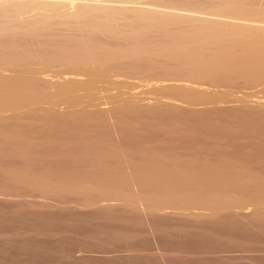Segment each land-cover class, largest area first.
I'll use <instances>...</instances> for the list:
<instances>
[{
    "label": "rangeland",
    "instance_id": "374dc122",
    "mask_svg": "<svg viewBox=\"0 0 264 264\" xmlns=\"http://www.w3.org/2000/svg\"><path fill=\"white\" fill-rule=\"evenodd\" d=\"M61 1L64 3L58 5L57 10L56 5L45 9L38 4L39 1L17 11L7 12L0 8V38L3 39V42L0 40V74L29 77L37 81L41 89L40 96L28 101L17 99V96L10 100L7 95L8 102L6 99L0 101V264H128L130 257L146 253L153 254L161 264H168L169 257L177 251L161 241L160 233L168 235L181 230L213 231V240L222 239L230 245L246 242L248 245L209 253H188L192 257L225 256L240 263L264 264V189H254L240 204L218 213L204 204L149 199L147 195L154 190L144 186L142 170L138 167L158 155L161 156L160 163L145 171H154L157 175L165 171H185L189 175V171L205 170L199 168L198 162L191 167L172 170L175 159L180 156L189 163L196 151L189 146L171 144L168 136H164L167 145H173L175 149L170 154L153 151L162 144V138L160 141L141 140L142 152L136 153L126 147L131 139H140L146 121L158 128L179 127L188 132L192 121L199 124L206 121L204 118L190 119L189 111L204 109L250 108L253 123H261L264 131V115H261L264 114V81L237 76L233 71L217 81L215 78L209 80L211 82L204 79V85L203 81L197 84L194 82L198 78L192 82L194 76L189 77V67H179L174 60L167 62L162 73L149 71L145 66L146 70L140 72L112 69L96 75H58L64 71L65 65L55 60L57 53L68 45L83 41L90 32L89 24L98 27L107 21L127 27L134 25L136 13H140L137 10L118 13L110 7L116 5L112 0ZM82 1L110 7L108 12L112 10L114 16L77 19L72 17L75 14L70 17L65 14L68 9L64 7L65 2H68L67 7L71 6L68 11L73 7L71 11L76 12ZM132 1L134 6L159 4L186 8L189 14L190 10H196L264 21L258 12L264 8V0ZM228 2H232L231 6ZM225 4L230 6L229 9ZM36 29L39 34L32 33ZM92 36L105 43H125L124 39H116L100 28ZM7 45L16 46L20 58L13 55L15 51H10ZM66 81L69 85L65 84ZM66 87L73 90L68 93ZM126 107L136 113L129 118L116 114V110ZM155 108V115H149L148 110ZM165 111L170 113L166 118L156 114ZM81 112H103L102 120L87 121L82 116L72 119L77 125L84 124L88 133L102 147H107L106 153L100 155V166L95 170L87 167L89 155L79 154L80 147L76 144L80 137L88 135L72 132L67 140L61 124L66 121L65 116L67 119ZM49 113H55L56 117L47 115ZM213 115L210 117L212 121L232 130H237L244 120L243 117ZM124 126L129 127V139L124 136ZM43 128H50V133ZM248 138L258 142L257 137ZM243 140L248 139L238 137L220 142L215 138L205 143L229 151L236 141ZM215 149L205 151V156L212 162L219 158ZM77 155L83 159L76 161ZM67 157L76 160L68 165L63 162V166L60 162ZM232 157L239 163L244 162L240 157ZM166 164L170 166L166 167ZM252 164L235 170L215 167L208 171H264V158H258ZM104 165L112 168L107 170ZM76 178L84 182L83 190L89 195L80 194V188L72 187ZM173 184L179 190L186 189V185L178 180ZM112 190L119 193L112 194ZM164 190L174 188L167 186ZM219 215L226 218L223 224L217 223ZM33 247H39L43 257L34 258L30 254Z\"/></svg>",
    "mask_w": 264,
    "mask_h": 264
},
{
    "label": "bare ground",
    "instance_id": "6f19581e",
    "mask_svg": "<svg viewBox=\"0 0 264 264\" xmlns=\"http://www.w3.org/2000/svg\"><path fill=\"white\" fill-rule=\"evenodd\" d=\"M38 1L0 0V8L7 12L14 9L17 11L22 10L24 7H30L35 2L39 5L41 4L45 9L49 7L51 9V6L56 5L54 8L57 10V6L64 3L61 0ZM112 1L116 5L110 7L113 10H117L118 13H123L124 10L139 11L140 13H136L137 16L135 15L137 21L135 22L133 20L134 25L129 24L127 26L128 28L122 27L118 23H109L107 21H104L98 27L94 24H89L90 32L83 41L68 45L57 53L55 60H59L65 65L64 71L59 72L58 75L62 73L68 74V76L72 74L75 77L96 75L103 72H110L112 69H115L114 71L140 72L146 70L145 66H147L149 71L162 73L166 70L167 62L174 60L178 63L179 67L182 65L189 67V77L192 78L194 76L192 82L195 80V77L198 78V81L201 79L200 83L197 79L195 80L194 83L197 84H201V81H203L202 85H204L205 80L211 82L209 80L214 78L217 81L222 75L233 71L237 76H244L254 81H264V21H257L249 17H231L224 16L220 13H205L196 10H190L191 12L189 14V9L159 4L152 5L151 7H149L151 5L150 3H147L148 5L146 3L145 5L142 4L145 7L139 5L134 6L135 2L132 4V0ZM85 2L79 4L76 12L71 11L73 7L68 11L71 6L67 7L69 6L68 2H65L64 7L68 8L65 14L69 15V17L75 14L72 17L76 16L77 19L79 17L87 19L92 17L114 16L112 10L108 12L110 7H98V3L95 6ZM226 4L225 6L229 9L231 5L228 7ZM243 6L246 7L247 5L244 4ZM244 11L246 12L247 10L244 9ZM258 12L260 17H264V8H260ZM191 13L194 14L192 15ZM197 13L203 14V16L199 14L195 16ZM206 15H209V17ZM137 22L140 23L137 25ZM99 28L102 32H108L116 39H124L125 43H105L94 38L92 35L97 33ZM36 30H32V33H37L38 30ZM1 38L0 40L3 42ZM6 47L12 52L16 49V46L7 45ZM12 54L20 58L18 50ZM230 63L232 66H230ZM215 80L214 82H216ZM68 83L69 81L65 82V84L69 85ZM170 87L167 86L166 88ZM39 88V83L29 77H14L0 74V101L6 99V95L10 100L14 98L13 96H17V99L23 98V101L26 99L28 101L32 97L37 98L40 96L41 89L39 90ZM65 90L66 92H71L70 90H73V88L66 87ZM10 95L11 97L9 98ZM6 102H8L7 99ZM155 112L156 108L148 110L149 115H155ZM81 113L68 115L69 117H67L69 119H66L65 116L66 121L63 122V120L61 124L65 135H67V140L68 134L72 132L88 135L85 138L80 137L76 144L80 147L79 154L86 153L89 155L87 167L95 170L100 166V155L106 153L107 147H102L88 133V129L84 124L77 125L72 119L76 120V117L82 116L88 119L87 121L91 119L102 120L103 112ZM134 113L136 112L129 107L116 110V114L122 117L129 118ZM213 113L228 118L243 117L244 120L237 130H232L223 124L212 121L210 117L214 116ZM156 114L160 118H166L170 115L167 111ZM47 115L56 117L55 113H49ZM252 115V109L246 107L189 111L190 119L192 117L204 118L206 121L200 124L196 122L195 124L192 121L191 130L188 132L179 127L158 128L146 121L144 125L145 130L142 131L139 137L140 139H131L126 147L138 153L143 151L140 146L141 140L160 141L162 138V144L153 150L155 153H172L175 150L173 149V143L181 146H189L196 151V156L189 159V163L185 158L180 156L178 159H175L173 161L175 168L172 170L183 169L188 166L191 167L196 162L199 163V168L205 170L189 171V175L185 171H165L162 175H157L154 171H145V169L152 168L153 165L160 163L159 158L161 156L158 155L156 159L138 167V170H142L141 179L144 186L154 190L147 197L162 201L179 200L188 204H204L209 206L215 213H218L223 209H229L240 204L243 198L254 189H264V171H208L215 167L225 170H235L238 167H250L253 165L254 160L264 158L263 126L261 123H253ZM0 127L2 126L0 125ZM43 130L47 133L51 131L50 128H43ZM123 133L125 138H130L128 126H124ZM164 136L170 137L172 146L167 145ZM249 136L257 137L258 142H253L248 138ZM238 137L248 140L236 141L233 149L229 151H226L227 149L217 148L218 146L216 144L208 146L205 143L215 138L221 142L223 139H235ZM65 142L66 140L63 141V146ZM213 149L219 155L216 162H212L205 156L206 150L210 151ZM232 156L240 157L244 162L239 163ZM76 158L67 157L65 161L59 162L61 164L64 162V165H68L73 160L81 161L83 159L80 155H77ZM165 166L168 167L170 165L166 164ZM103 168L108 170L112 167L111 165H104ZM79 179L76 178L72 187L80 188L78 190L80 194L89 195L83 190L86 185H84V182L79 181ZM174 180H178L186 185V189H177L175 184H173ZM167 186L173 187L174 190L165 191L164 188ZM47 192L54 193L56 191L48 190ZM111 193L117 194L119 191L112 190ZM225 221L226 218L224 216H218V224H223ZM212 233L213 231L193 232L187 230H181L179 233H170L168 235L160 233L161 241L168 244L171 249L177 251L176 254L169 257L168 264H253L249 262H236L225 256L198 255L192 257L188 254L191 252L209 253L210 251L218 249L224 250L234 248L235 246H248L246 242L240 243L239 245H230L222 239L213 240ZM42 252L39 247L30 248V254L34 258H39L41 255L43 257L44 254ZM127 262L128 264H161L151 253L132 256Z\"/></svg>",
    "mask_w": 264,
    "mask_h": 264
}]
</instances>
